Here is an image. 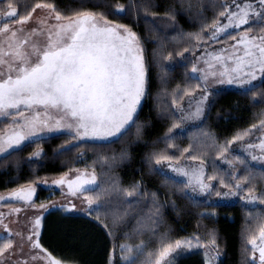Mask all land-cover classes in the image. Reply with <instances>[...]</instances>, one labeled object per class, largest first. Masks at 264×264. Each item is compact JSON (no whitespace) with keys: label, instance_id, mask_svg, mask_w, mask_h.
I'll return each instance as SVG.
<instances>
[{"label":"trees","instance_id":"16d2710c","mask_svg":"<svg viewBox=\"0 0 264 264\" xmlns=\"http://www.w3.org/2000/svg\"><path fill=\"white\" fill-rule=\"evenodd\" d=\"M229 1L0 0V9L11 4L18 18L37 3H51L65 16L103 14L136 34L146 66L145 96L132 123L117 138L71 144L72 136L55 134L0 157V193L79 169L97 175L98 186L88 192L98 204L91 212L68 215L52 210L45 215L39 236L45 252L73 264H155L163 247L192 239L217 251L215 264H255L249 240L264 226V203L196 198L185 182L165 175L156 163L158 158L200 161L215 193L229 190L222 182H239L241 195L252 188L264 196V168L227 151L238 135L264 127V76L250 89L213 90L201 121L183 132L177 127L176 105L200 87L190 74L191 52ZM262 26L264 20L259 19L246 29L257 35ZM220 156L230 158L234 174ZM54 196L40 187L35 202ZM5 241L0 239V244ZM204 255L193 251L172 264H206Z\"/></svg>","mask_w":264,"mask_h":264},{"label":"snow or ice","instance_id":"6c2138e0","mask_svg":"<svg viewBox=\"0 0 264 264\" xmlns=\"http://www.w3.org/2000/svg\"><path fill=\"white\" fill-rule=\"evenodd\" d=\"M233 3H236V0H233ZM258 3L259 12H249L251 4H238L240 12L222 11L221 15L229 23L220 26L217 21L216 33L228 27H240L241 24L249 23L250 15L264 20V0H258ZM9 8L11 10L7 12V17H17V10L11 4ZM35 8L50 9L57 21L55 25L47 26L44 40L32 39L33 36L44 35L42 30L36 28L23 37H18V32L25 31L23 28L10 29L7 24L0 28V36H3L4 42L7 43V48L0 43V117H12L14 125L12 131L0 135V154L22 146L30 137L36 136L41 128L48 131L67 128L74 131L80 139L105 140L117 136L133 120L145 91L143 51L136 34L125 25L112 24L103 14L77 12L72 16H65L56 11L51 3H37ZM118 11L123 12L124 9L120 7ZM30 16L31 13L18 22L27 23ZM241 39L257 47L259 54L245 47L246 59L239 58L236 68L232 69L236 75L227 79L228 84L234 81L250 84L257 79V72L264 74V34L258 37L245 36ZM257 39L260 41L259 45L255 44ZM196 70L193 67V72ZM200 111L198 108L196 115H199ZM41 116L47 119L41 120ZM54 116L59 118L49 124L48 120ZM261 148H264V144ZM253 159L264 161V157L253 156ZM156 163H160L159 158ZM173 170L187 175L183 169ZM196 182L200 184L201 192L210 187L203 184L199 176H196ZM56 183L62 184L64 180ZM85 183L94 184L95 177L83 183L70 181V193L74 195L83 191ZM221 186L228 187L233 195L236 194L233 187L236 190L241 188L239 182L234 186L222 182ZM34 191L35 189L29 188L26 192L15 195L29 200ZM246 191L248 195L242 196V199L264 203V196H257L252 188ZM92 203L93 199L88 198L89 207ZM39 225L40 219L37 218L33 225L35 236L39 235L36 231ZM3 227L6 232L9 231L6 225ZM16 235L24 239L21 233ZM27 240L31 242L32 247L41 248L38 241L32 240V236H28ZM249 243L253 252L259 251V259L261 264H264V227L260 228L259 244L256 237L251 238ZM185 244L191 247L192 241H176L174 246L168 244L163 247L155 264H161L174 248ZM12 246L11 240L0 244V257L12 249ZM20 247L22 248L23 244ZM41 251L44 250L41 248ZM0 264H3V261H0ZM51 264L61 262L52 260Z\"/></svg>","mask_w":264,"mask_h":264},{"label":"rangeland","instance_id":"374dc122","mask_svg":"<svg viewBox=\"0 0 264 264\" xmlns=\"http://www.w3.org/2000/svg\"><path fill=\"white\" fill-rule=\"evenodd\" d=\"M238 4H251V9L249 10V12H251L252 10H255L256 12L260 11L258 0H236V3H233V0H230L226 4L224 11L227 12L231 10L232 12H240V8L237 7ZM12 7L15 8L14 6ZM33 9H35V11H33ZM0 10V28L4 27L5 24H7L10 29L23 28L25 31L18 32V37L25 36V34L27 32H30L33 28L42 30L44 35L33 36L32 39L34 41L44 40L47 35V26L55 25L57 23L54 15H52L50 9L47 8H35L34 6L30 11V18L28 19L27 23L24 24L18 22L24 17H7V12L11 10L9 8V5ZM258 20L259 18L257 16L250 15L249 23L241 24L240 27H228L226 30L220 33H216L215 28L217 21H219L220 26L227 25L229 23V21L220 14L216 22L207 30L206 38H202L200 43L198 42V46L193 49V51L191 52L192 65L190 74L192 75V77L199 80L200 87L198 90L190 92L176 105V113L180 122L178 125L179 131L183 132L188 128L197 125L201 121L213 90L216 91L228 88L246 90L255 87V85H257L263 78L264 74L257 72V79L251 81L250 84H241L238 81H234L232 84H228L226 82L228 78L236 75V73H234L232 69L236 68L237 63L239 62V58L246 59V57H244L245 47L250 48L257 55L259 54V50L257 47H254L253 44L249 43L247 40L242 41L241 39L245 36L258 37L264 34V32H261L257 35H254L252 34V32L246 29L250 24ZM61 23H66V21H61ZM149 29L152 30L151 27ZM0 43H3V46L7 48V43L4 42L3 36H0ZM259 43L260 41L259 39H257L255 41V44L259 45ZM25 47H27V45H25ZM193 67L197 69L195 72H193ZM221 73H224V75L222 76ZM241 77L243 78V72H241ZM222 80L225 82L221 83ZM144 96L145 94L141 98L140 104ZM140 104L137 106V110ZM198 108L201 109V111L199 115H196ZM136 112L134 113L133 118ZM56 118L59 117L54 116L52 119L48 120V123L53 124ZM44 119L47 118L41 116V120ZM132 121L128 125H126L125 129L132 123ZM0 122L3 123V128L0 131V135L13 130L14 125L12 117H0ZM124 130H122V132L115 137H109L105 140H97L88 138L80 139L79 137H76L74 131H71L67 128H62L58 131H48L46 128H41L36 136L30 137L23 144L32 140H36L38 138L55 134H68L72 136L73 142L71 144L83 141L102 142L117 138L124 132ZM237 137H235L230 142L227 151L232 154L239 155L242 159H244L251 165L264 168V161L253 159V156L264 157V148H261V145L264 144V127H254L244 132L242 135H238ZM17 148L19 147L9 149L7 152L0 154V157ZM219 158L222 161L223 165H225L228 169H231L232 174L236 172L234 169L235 166L232 167L233 163L231 162L229 157L224 158L220 156ZM157 166L159 170L162 171L165 175L185 182L188 192L196 198L209 200L214 199L213 201L217 203H232L235 201H239L242 204L250 206L259 203V200L249 202L246 199H242V196L247 195H241L239 190H233L236 192V194L233 195L229 190L222 189L217 192L221 193V195H217V193L213 191L214 184L211 182V180L207 179L205 166L200 161H191L187 158H183L178 161L163 160L160 161ZM173 169H183L184 172L187 173V175H182L178 171H174ZM93 176L95 177L94 184L85 183L83 184V191H78L74 195L70 193V181L83 183L84 181L91 180ZM196 176L200 177L203 184L209 185L210 187L201 192L200 184L196 182ZM62 179L64 180V183H56L57 181H60ZM97 186L98 179L96 173L93 170L79 169L67 172L60 176L44 178L36 183L0 193V221H2V225H0V239H4L6 241L11 240L13 242L12 249H10L8 252H5L4 255L0 257V261H3V264H51L52 260H56L60 261L61 264H73L57 259L45 251H41L42 247H32L31 242L27 240V237L32 236L33 241L39 242V236L41 228L43 226L44 217L48 212L52 210H58L61 213L68 215L86 214L88 212H91L98 204L94 200V198L88 195V192L94 190ZM40 187L52 191L53 193H55V196L41 202H35L37 189ZM29 188L35 189L29 200L21 199L19 196L15 195L16 193L26 192ZM73 188H75V185H73ZM224 193L228 194L223 195ZM88 198L93 199L91 207H89ZM37 218L40 219V225L36 229V231L39 232V235L35 236L33 235V225L34 221ZM3 225H6L9 231L6 232ZM9 233H11V235ZM16 233H21L24 239L22 240L21 236L16 235ZM256 239L257 244H259V233L256 236ZM189 240L192 241L191 247L185 244L180 248H174V250L170 252L169 256L165 260L161 261V264H172L173 260L176 257L183 254H188L193 251H201L205 253L204 256L206 264H215L218 258V253L212 246L201 244L192 239H184L181 241ZM21 244H23L22 248L20 247ZM174 245L175 244H173V246ZM250 246L252 251V245L250 244ZM252 260L255 264H261L258 250L255 252L252 251Z\"/></svg>","mask_w":264,"mask_h":264},{"label":"crops","instance_id":"0c3cea01","mask_svg":"<svg viewBox=\"0 0 264 264\" xmlns=\"http://www.w3.org/2000/svg\"><path fill=\"white\" fill-rule=\"evenodd\" d=\"M145 94V93H144ZM50 136V135H49Z\"/></svg>","mask_w":264,"mask_h":264}]
</instances>
